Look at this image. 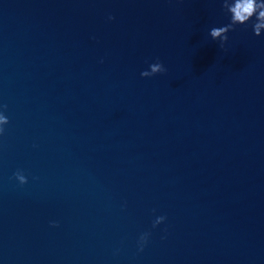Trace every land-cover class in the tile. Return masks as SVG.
<instances>
[{
	"label": "water",
	"instance_id": "1",
	"mask_svg": "<svg viewBox=\"0 0 264 264\" xmlns=\"http://www.w3.org/2000/svg\"><path fill=\"white\" fill-rule=\"evenodd\" d=\"M229 22L222 0H0V264H264V33L222 50Z\"/></svg>",
	"mask_w": 264,
	"mask_h": 264
},
{
	"label": "clouds",
	"instance_id": "2",
	"mask_svg": "<svg viewBox=\"0 0 264 264\" xmlns=\"http://www.w3.org/2000/svg\"><path fill=\"white\" fill-rule=\"evenodd\" d=\"M223 11L230 17V22L220 27H213L210 29V36L213 41H218L220 48L225 49L229 41V33L236 30L238 26H245L251 22L254 35L260 37L264 33V0H222ZM114 20L115 17H109ZM150 70H145L141 73L144 78L154 77L156 75L166 73L167 69L163 63L157 60L155 63L149 64ZM5 109L6 105L3 106ZM9 123L8 118L0 114V136L5 132L4 126ZM16 179L21 185L27 184V178L20 172L15 174ZM166 220L165 216L157 217L154 221L153 227H158ZM53 227H58V224H53ZM149 233H145L140 238L141 248L148 241Z\"/></svg>",
	"mask_w": 264,
	"mask_h": 264
}]
</instances>
